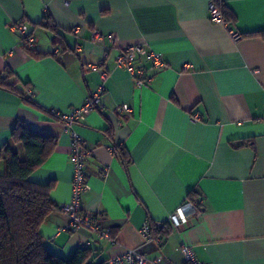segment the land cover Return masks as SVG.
Here are the masks:
<instances>
[{
	"label": "crops",
	"instance_id": "crops-1",
	"mask_svg": "<svg viewBox=\"0 0 264 264\" xmlns=\"http://www.w3.org/2000/svg\"><path fill=\"white\" fill-rule=\"evenodd\" d=\"M212 1L227 6L234 23L212 20ZM15 23L37 38L34 52ZM259 30L264 0H0V74L10 70L16 90L0 87V149L24 158L11 138L17 122L54 138L51 154L28 176L52 181L56 208L39 227L49 252L67 259L90 248L94 258L85 264H97L135 250L146 264L158 255L162 264H184L186 245L205 264H264V37L242 35ZM95 32L102 39L93 40ZM131 44L165 62L148 69L146 57L137 58L150 77L142 86L116 66ZM89 65L107 76L99 108L74 123L88 150L81 204L110 238L66 229L59 209L70 200L73 165L70 135L55 112H70L98 89L99 70ZM122 104L130 112L119 113ZM114 144L127 151V166ZM193 189L195 215L179 227L168 222L161 243L146 239L144 222H167Z\"/></svg>",
	"mask_w": 264,
	"mask_h": 264
},
{
	"label": "trees",
	"instance_id": "trees-1",
	"mask_svg": "<svg viewBox=\"0 0 264 264\" xmlns=\"http://www.w3.org/2000/svg\"><path fill=\"white\" fill-rule=\"evenodd\" d=\"M214 4L220 9L228 23H234L235 15L217 1ZM46 26L50 27L49 21ZM52 27V26H51ZM264 37V30L244 33ZM34 52L33 48H27ZM36 55V53H33ZM11 71L4 69L0 74V87L16 91L7 81ZM11 138L24 148V158L8 146L0 149V160L3 170L0 172V264H85L94 255L90 248L78 247L72 255L63 259L49 252L43 245L39 227L45 217L56 208L49 196L52 181L41 184L28 179L29 174L40 166L51 154L55 141L51 136L31 130L24 122H17L11 131ZM124 166L130 163V157L119 144H114ZM197 191H189V201L196 200ZM95 217V216H94ZM154 237L161 243L171 232L167 222L149 221ZM182 226V225H181ZM101 260L97 264H105Z\"/></svg>",
	"mask_w": 264,
	"mask_h": 264
},
{
	"label": "built area",
	"instance_id": "built-area-1",
	"mask_svg": "<svg viewBox=\"0 0 264 264\" xmlns=\"http://www.w3.org/2000/svg\"><path fill=\"white\" fill-rule=\"evenodd\" d=\"M209 11L211 19L214 22L228 24L224 19L220 9L212 1L209 4ZM12 28L18 32L23 45L26 48H35L37 46V38L28 32L23 25L15 23ZM233 38H238L235 32H231ZM103 35L100 32H95L92 35L93 40L102 39ZM106 38L113 42L114 35L108 34ZM144 56L149 62L148 69H161L165 67V62L158 53L152 51H146L141 44H131L124 47L120 54L116 58V66L126 69L132 76L136 86H142L147 80L150 79L147 73V67L136 65L135 62L138 57ZM92 69L99 70L100 80L102 81L98 89L87 95L81 106L74 108L70 112L61 113L55 112L56 116L63 121L65 131L70 135V147L69 158L73 165V176L71 180V196L70 200L62 204L59 209L67 214L68 224L66 229L76 230L84 227L94 232H97L100 236L110 238V232L107 229H101L94 218V215L90 212L84 211L81 204L82 194L89 188L86 178V158L88 150L85 148L84 142L81 136L74 129V123L84 118V115L100 106V95L104 89L103 81L107 76V71L101 68L99 65H89ZM116 110L119 113H128L130 108L126 104L117 106ZM192 119L197 121L200 119L198 114H192ZM196 206L192 201H185L179 205L176 210L169 216L168 222L174 227H179L186 223L196 213ZM160 226V222L157 223ZM141 233L148 240H155L159 242L158 237H154L151 231L149 221H145ZM182 255L184 257V264H205L196 259L193 249L190 246L184 245L181 248ZM147 259L142 254L135 250H127L122 254L114 255L106 259L105 264H146ZM154 264H162V257L156 256L153 259Z\"/></svg>",
	"mask_w": 264,
	"mask_h": 264
}]
</instances>
